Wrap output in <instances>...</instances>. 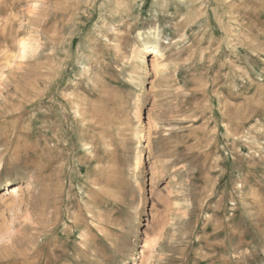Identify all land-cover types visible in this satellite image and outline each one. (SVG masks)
<instances>
[{
  "label": "rangeland",
  "instance_id": "1",
  "mask_svg": "<svg viewBox=\"0 0 264 264\" xmlns=\"http://www.w3.org/2000/svg\"><path fill=\"white\" fill-rule=\"evenodd\" d=\"M0 264H264V0H0Z\"/></svg>",
  "mask_w": 264,
  "mask_h": 264
},
{
  "label": "bare ground",
  "instance_id": "2",
  "mask_svg": "<svg viewBox=\"0 0 264 264\" xmlns=\"http://www.w3.org/2000/svg\"><path fill=\"white\" fill-rule=\"evenodd\" d=\"M20 49L21 50H20V54H19V60H21V61L26 60L28 56H30L34 53V47L32 46V43L27 38H22V40L20 42ZM148 49H149V52H151V53L153 52V53H155L156 56L161 57V52H160L159 48H157V47L152 48L151 47V49L150 48H148ZM158 65H160V64H158ZM22 193H23V191L21 189L15 190V192H14L15 196H13V201L15 199L16 200L19 199L21 197ZM159 198H160L159 192L155 191L153 194L154 206H153V210H152V214H151L154 218V221H156V219L158 217L157 216V210H158L157 201L159 200ZM168 204H169V208L171 207L172 210L174 209L175 206L178 205V203H176L173 200H169ZM172 210H171V212H172ZM147 228H148V230L145 232V235L149 236L150 235L149 231L152 228V222H148Z\"/></svg>",
  "mask_w": 264,
  "mask_h": 264
}]
</instances>
